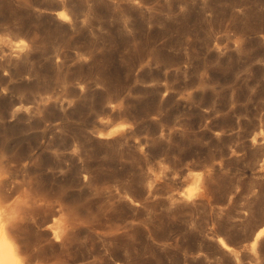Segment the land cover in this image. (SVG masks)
Wrapping results in <instances>:
<instances>
[{"label":"rangeland","instance_id":"rangeland-1","mask_svg":"<svg viewBox=\"0 0 264 264\" xmlns=\"http://www.w3.org/2000/svg\"><path fill=\"white\" fill-rule=\"evenodd\" d=\"M0 40L27 264L264 263V0H0Z\"/></svg>","mask_w":264,"mask_h":264},{"label":"bare ground","instance_id":"bare-ground-1","mask_svg":"<svg viewBox=\"0 0 264 264\" xmlns=\"http://www.w3.org/2000/svg\"><path fill=\"white\" fill-rule=\"evenodd\" d=\"M64 14V13H63ZM66 15V14H65ZM28 56V55H26ZM29 58V57H28ZM2 128V127H1ZM10 129L11 131V128H8ZM7 129V130H8ZM14 129V128H13ZM18 129V128H17ZM24 129V128H23ZM21 129V130H23ZM28 129V128H27ZM3 130V129H2ZM5 130V134H6V131ZM15 130H13V133L15 134L14 132ZM30 131V130H29ZM33 131V130H32ZM1 132V130H0ZM22 133V131H20ZM19 132V133H20ZM24 132V130H23ZM26 132V131H25ZM10 133V132H9ZM12 133V134H13ZM17 133V132H16ZM47 133V132H46ZM8 134V133H7ZM45 134V132H44ZM9 135V134H8ZM43 137V136H42ZM20 140V139H19ZM18 142V141H17ZM4 172V171H3ZM2 171H0V177H3V179H0V223H3L5 224V227H4V232L7 233L8 235V239H9V242L12 244V254L14 256H16L17 258H23V264H27V258L29 259H34V254H33V251H31L33 249V246H31V249L30 247H28V244H22L20 245V242L22 241L23 239V236L25 235V232L27 231L26 229V226L27 225H32L30 224L31 222L30 221H35L36 223V218L37 216H41V215H38V213L40 212V210L44 209V206H46V202L48 201L47 199L44 200L45 196H43L44 198L41 199L42 197V193H39L41 192L40 190L37 191L35 189V185L33 183V181H26L27 183H25L26 185V189L23 188V186H20V184L18 185L19 188H23L21 189V191H19L20 193L24 190V192L22 193V195H20L18 197L17 191L16 195H17V198L14 199L13 198V195L14 193L12 194L11 192H8L7 189L8 187H10L9 185V181H7V177H6V174L3 173ZM19 172V170H18ZM10 173V172H9ZM14 174H16L14 172ZM11 175V174H10ZM9 175V176H10ZM8 176V175H7ZM8 176V177H9ZM11 178V177H9ZM15 178V177H14ZM12 179V178H11ZM20 181V180H19ZM25 182V180H24ZM15 183L16 180H15ZM24 184V183H23ZM14 187V186H13ZM17 187V186H16ZM25 187V186H24ZM11 188V187H10ZM16 189V188H15ZM20 190V189H19ZM14 192V191H13ZM16 195H14L16 197ZM41 195V196H40ZM40 197V198H39ZM13 198V199H12ZM45 203V204H44ZM49 202H47L48 204ZM49 206V205H48ZM47 208V207H46ZM49 208V207H48ZM47 208V209H48ZM46 209V210H47ZM39 221V220H38ZM38 223V222H37ZM29 227V226H28ZM57 227V226H56ZM58 228V227H57ZM55 228V230L53 231V235L55 237V232L56 231H61V228L60 230ZM64 232V231H63ZM264 232V228H262L261 230H259L253 237V241L251 242V248H250V251L251 253H253L252 255L253 256H258L259 255V246H260V243H261V240L262 238H264V235H261V233ZM27 233V232H26ZM26 236V235H25ZM24 239H27V237ZM249 239V238H248ZM28 240V239H27ZM25 240V242L27 241ZM221 241H223V243H221ZM23 242V241H22ZM220 244L221 246L228 250V251H231L229 250L230 247L229 245L224 241V240H220ZM253 245H255V249L253 250ZM37 250V249H36ZM39 250V249H38ZM37 250V251H38ZM41 251V250H40ZM232 253L234 251H231ZM42 255V254H41ZM40 255V256H41ZM234 255H235V261L236 263L240 264L242 263L239 256L240 254L238 255V251L237 252H234ZM232 254V256H234ZM27 256V258H26ZM38 256V255H37ZM40 256L39 257H36L37 259L39 258L40 259ZM42 258V256H41ZM256 258V257H255ZM258 258V257H257ZM4 259V252H3V247H2V244H0V264H2V261ZM244 259V258H243ZM30 260V261H31ZM261 260V259H260ZM264 260V259H263ZM34 261V260H33ZM37 262V260H35ZM40 261V260H39ZM243 261V260H242ZM32 262V261H31ZM34 262V263H36ZM42 262V260H41ZM258 263H261V262H258ZM31 264V263H29ZM36 264H39L38 262ZM264 264V263H263Z\"/></svg>","mask_w":264,"mask_h":264},{"label":"clouds","instance_id":"clouds-1","mask_svg":"<svg viewBox=\"0 0 264 264\" xmlns=\"http://www.w3.org/2000/svg\"><path fill=\"white\" fill-rule=\"evenodd\" d=\"M61 18L65 21L69 20V17L65 14L61 15ZM0 42L6 43V44L8 43L7 40H0ZM8 46L12 47L11 44H9ZM28 49H29L28 44L24 41H20L18 44H15V46L13 47V55L18 56L19 54L26 52ZM80 59L83 60L86 58L82 56V57H80ZM48 99H50V98H48ZM48 99H45L44 102L47 103ZM112 107L115 108L116 106L112 105ZM129 127H130V125H128L126 123H121L118 126H116L115 128H113L112 131L107 133V135L108 136H115L117 133H120ZM101 135H104V133H101ZM153 175H155V173H153ZM0 179H3V177H0ZM156 179L159 180L160 176H157ZM148 186H149V188H151L153 186V183L150 181ZM196 191H197V189H195V188H191L188 190L189 194H186V195L188 196L189 200L192 199V196L195 195ZM57 223L59 224L60 221L57 220ZM4 227H5V224L0 223V244H2L3 252H4V259L2 261V264H23V258H17L16 256H14L12 254V247L13 246L9 242L7 233L4 232ZM64 235H65V233L63 231H56L55 232V239L59 241L62 239V237ZM261 235H264V232H262ZM254 249H255V245H253V250Z\"/></svg>","mask_w":264,"mask_h":264},{"label":"snow or ice","instance_id":"snow-or-ice-1","mask_svg":"<svg viewBox=\"0 0 264 264\" xmlns=\"http://www.w3.org/2000/svg\"><path fill=\"white\" fill-rule=\"evenodd\" d=\"M135 2H136V3H139L140 0H135ZM61 15H63V13H61ZM221 243H223V241H221ZM229 250H231V249H229Z\"/></svg>","mask_w":264,"mask_h":264}]
</instances>
